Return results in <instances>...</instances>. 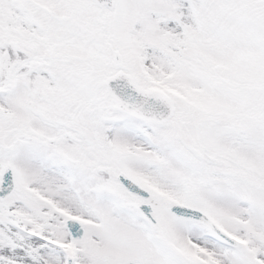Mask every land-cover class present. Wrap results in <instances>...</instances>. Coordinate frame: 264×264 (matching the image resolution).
<instances>
[{
	"label": "snow or ice",
	"instance_id": "snow-or-ice-1",
	"mask_svg": "<svg viewBox=\"0 0 264 264\" xmlns=\"http://www.w3.org/2000/svg\"><path fill=\"white\" fill-rule=\"evenodd\" d=\"M0 264H264V0H0Z\"/></svg>",
	"mask_w": 264,
	"mask_h": 264
}]
</instances>
